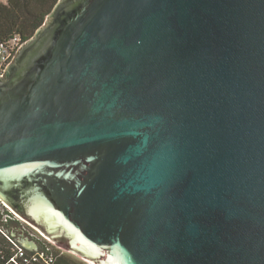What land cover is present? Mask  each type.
<instances>
[{
    "label": "water",
    "instance_id": "obj_1",
    "mask_svg": "<svg viewBox=\"0 0 264 264\" xmlns=\"http://www.w3.org/2000/svg\"><path fill=\"white\" fill-rule=\"evenodd\" d=\"M2 75L0 198L60 246L264 264V0H58Z\"/></svg>",
    "mask_w": 264,
    "mask_h": 264
},
{
    "label": "trees",
    "instance_id": "obj_2",
    "mask_svg": "<svg viewBox=\"0 0 264 264\" xmlns=\"http://www.w3.org/2000/svg\"><path fill=\"white\" fill-rule=\"evenodd\" d=\"M58 0H0V40L19 34L23 40L34 37L36 31L47 20V17ZM8 238L0 233V264H4L11 253L6 250ZM4 251L5 254H2ZM8 252V253H7ZM54 264H84L71 255H57Z\"/></svg>",
    "mask_w": 264,
    "mask_h": 264
},
{
    "label": "flooded vegetation",
    "instance_id": "obj_3",
    "mask_svg": "<svg viewBox=\"0 0 264 264\" xmlns=\"http://www.w3.org/2000/svg\"><path fill=\"white\" fill-rule=\"evenodd\" d=\"M0 202H3L1 198H0ZM5 206L7 205L5 204ZM15 215L18 214L16 213ZM17 218L18 220L20 219L22 222H19L20 220L15 222V220H12L11 218L9 221L7 218L5 219L0 218V226H2L0 227V233L5 235L8 238L9 242L15 245L17 244L22 245L25 248V251L30 255H33L34 253H37L41 250L46 251L47 253L50 254L55 253L56 249L53 246H48L44 242L43 238H45L46 235L44 234V231H42V229L34 226L33 224L27 222L25 219L19 216ZM25 239L27 241L32 242L33 246L28 247L27 245H25L26 243ZM52 239L50 238L49 240L52 242L54 241V244L55 242L59 243L58 238L57 239L52 238Z\"/></svg>",
    "mask_w": 264,
    "mask_h": 264
},
{
    "label": "built area",
    "instance_id": "obj_4",
    "mask_svg": "<svg viewBox=\"0 0 264 264\" xmlns=\"http://www.w3.org/2000/svg\"><path fill=\"white\" fill-rule=\"evenodd\" d=\"M19 34H14L7 39L0 40V77H3L2 72L11 63L15 53L19 48L27 41L21 38ZM23 247H19L14 254L6 260L4 264H54L56 252L54 254L47 253L46 251H39L33 255L28 254L23 250ZM20 259V260H19Z\"/></svg>",
    "mask_w": 264,
    "mask_h": 264
},
{
    "label": "rangeland",
    "instance_id": "obj_5",
    "mask_svg": "<svg viewBox=\"0 0 264 264\" xmlns=\"http://www.w3.org/2000/svg\"><path fill=\"white\" fill-rule=\"evenodd\" d=\"M5 202H0V218L1 219H5V218H7L8 219V221L10 220V218L12 219V220H15V222L16 221H19L18 220V216L19 217H21L19 214L18 215H15L16 213H15V211L13 210V209H11L10 208V206H8L6 203V205L7 206H5V204H4ZM11 216V217H10ZM17 216V217H16ZM22 218V217H21ZM19 222H22L21 220L19 221ZM0 227H2V226H0ZM45 234V233H44ZM46 235V234H45ZM46 238V239H45ZM45 238H43L44 239V242L48 245V246H53L56 250H55V252H56V254H55V256H59V255H61V254H66V255H71L72 257H74V259H76V260H79V261H82L84 264H92V263H90V261H88V260H86V259H84V258H82V257H80V256H78V255H76V254H74L73 252H71V251H69L68 249H66V248H64V247H62V246H60L57 242H55V244H54V241L52 242V241H50L49 239V237L46 235L45 236ZM52 239V238H51ZM53 240V239H52ZM4 245H6L5 247H6V250H8V252H10L11 254H14V252L15 251H17V249H19V247H23L22 245H20V244H17V245H15V244H13V243H11V242H9V241H7L6 243L4 242ZM24 248V247H23ZM24 251H25V248L23 249ZM7 252V253H8ZM2 254H5L4 253V251H2ZM20 260V259H19Z\"/></svg>",
    "mask_w": 264,
    "mask_h": 264
},
{
    "label": "crops",
    "instance_id": "obj_6",
    "mask_svg": "<svg viewBox=\"0 0 264 264\" xmlns=\"http://www.w3.org/2000/svg\"><path fill=\"white\" fill-rule=\"evenodd\" d=\"M1 1H3V2H7V0H1Z\"/></svg>",
    "mask_w": 264,
    "mask_h": 264
}]
</instances>
